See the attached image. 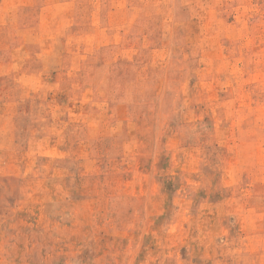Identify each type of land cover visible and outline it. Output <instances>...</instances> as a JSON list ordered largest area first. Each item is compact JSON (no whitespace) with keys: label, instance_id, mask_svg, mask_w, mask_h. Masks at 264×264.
I'll use <instances>...</instances> for the list:
<instances>
[{"label":"rangeland","instance_id":"rangeland-1","mask_svg":"<svg viewBox=\"0 0 264 264\" xmlns=\"http://www.w3.org/2000/svg\"><path fill=\"white\" fill-rule=\"evenodd\" d=\"M0 264H264V0H0Z\"/></svg>","mask_w":264,"mask_h":264}]
</instances>
